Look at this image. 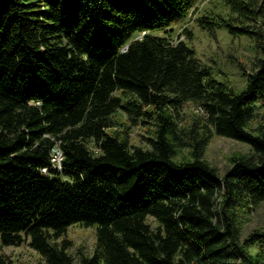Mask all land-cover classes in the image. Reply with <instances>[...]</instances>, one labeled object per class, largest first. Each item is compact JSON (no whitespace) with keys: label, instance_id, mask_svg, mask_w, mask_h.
I'll return each instance as SVG.
<instances>
[{"label":"trees","instance_id":"1","mask_svg":"<svg viewBox=\"0 0 264 264\" xmlns=\"http://www.w3.org/2000/svg\"><path fill=\"white\" fill-rule=\"evenodd\" d=\"M217 1L233 15L199 0H0V247L28 244L35 264H264V229L242 238L238 219L264 202V129L248 128L264 106V0ZM190 21L253 39L243 89L196 56ZM187 102L201 114L182 128ZM214 135L252 153L220 174L204 159ZM74 224L96 231L78 262Z\"/></svg>","mask_w":264,"mask_h":264},{"label":"rangeland","instance_id":"2","mask_svg":"<svg viewBox=\"0 0 264 264\" xmlns=\"http://www.w3.org/2000/svg\"><path fill=\"white\" fill-rule=\"evenodd\" d=\"M198 5L197 11L211 7L221 12L225 17H231L234 13L229 6L223 4L220 6L217 0H199ZM181 26L182 24L177 29L180 30ZM188 26L192 34L187 41L194 48L196 56L201 62L209 67L212 75L225 81L235 90L243 89L246 84L247 73L253 72L254 63L259 55L253 39L247 35L232 34L221 27L200 28L192 21ZM181 38L186 39L185 35H182ZM200 114L201 110L195 103H185L180 112V125L182 128L187 127L193 118ZM248 128L254 133H257L259 129H264V106L260 107L257 117L249 123ZM144 135H147L145 130L137 126L133 127L130 132L131 143L144 146ZM251 153L252 150L246 143L229 137L214 135L205 148L204 159L222 174L231 166L234 157L250 155ZM189 159L190 150L179 148L176 160L186 161ZM238 219L242 238L253 230L264 229V202L252 209H241ZM65 237L71 242L69 253L76 262L82 255L89 256L93 253L96 243L94 227L74 224L68 228ZM251 251L255 253L256 249L251 248ZM0 255L12 264H35L41 260L40 254L28 244L1 246Z\"/></svg>","mask_w":264,"mask_h":264},{"label":"built area","instance_id":"3","mask_svg":"<svg viewBox=\"0 0 264 264\" xmlns=\"http://www.w3.org/2000/svg\"><path fill=\"white\" fill-rule=\"evenodd\" d=\"M63 158V154L61 151H58L57 148L54 149V154L52 156V163H58L61 162ZM45 170V169H44Z\"/></svg>","mask_w":264,"mask_h":264},{"label":"bare ground","instance_id":"4","mask_svg":"<svg viewBox=\"0 0 264 264\" xmlns=\"http://www.w3.org/2000/svg\"><path fill=\"white\" fill-rule=\"evenodd\" d=\"M58 149V151H61L59 148H57ZM53 164V166L55 167V168H57V169H60L61 168V162H58V163H52Z\"/></svg>","mask_w":264,"mask_h":264}]
</instances>
